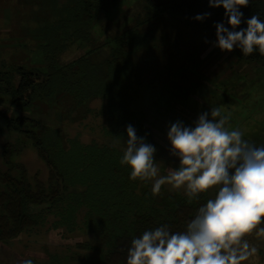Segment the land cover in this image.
Masks as SVG:
<instances>
[{"label":"trees","instance_id":"16d2710c","mask_svg":"<svg viewBox=\"0 0 264 264\" xmlns=\"http://www.w3.org/2000/svg\"><path fill=\"white\" fill-rule=\"evenodd\" d=\"M118 2L73 0L63 18L37 31L43 41L45 69L16 67V85L14 77H0V94H5L14 108L28 107L39 99L49 109L66 97L67 104L71 100V107L76 109L86 101L100 99L99 114L103 124L111 127L109 133L113 137L87 143L79 133L68 137L60 135V124L45 114L29 116L21 112L6 117L0 112L7 131L21 136L17 142H0V243L11 242L37 228L52 215L54 229L91 236V240L76 244L87 253L66 257L75 258L74 264H126L127 249L133 238L163 224L172 231H183L198 207L210 198L205 192L189 200L186 192L166 186L153 194L149 182L131 179L130 169L120 163L127 125H133L137 135L145 136L151 143L148 112L133 111V96L128 88L131 62L136 52L145 46L146 34L137 28L125 31L116 38L104 62H93L88 57L93 50L68 64L57 62V54L69 43L90 42V32L97 19L108 14ZM143 2L147 12H168L184 23L200 26L214 39V24L225 19V10L209 7L208 0ZM241 11L244 16L237 30L246 27L243 20L252 15L264 19V0H250ZM204 13L210 16L203 21L193 19ZM232 52L240 59L264 64V55L258 51L247 56L236 48ZM2 65L5 67L6 63ZM58 91L61 93L56 96ZM27 146L44 162L47 181L30 177L20 161ZM160 170L166 174L163 166ZM44 205L47 208H43ZM59 260L63 263L64 257L57 256L54 261Z\"/></svg>","mask_w":264,"mask_h":264},{"label":"rangeland","instance_id":"374dc122","mask_svg":"<svg viewBox=\"0 0 264 264\" xmlns=\"http://www.w3.org/2000/svg\"><path fill=\"white\" fill-rule=\"evenodd\" d=\"M72 1L0 0V77H14L16 85V67L41 66L45 69L43 41L37 31L63 18ZM132 28H137L148 38L145 46L133 56L128 88L133 96V111L148 112L151 144L156 148L157 161L166 168L179 164L178 159L169 154L168 125L177 120L186 126L192 125L199 114L217 106L229 115L231 130L238 128L250 143L264 146V64L240 59L232 51H221L214 46L215 39L196 24L184 23L168 12H147L143 0H119L108 14L97 19L90 32V42L69 43L57 54V62L68 64L89 50H93L88 55L93 62H104L116 38ZM60 93L58 91L56 96ZM65 99L56 101L49 109L39 99L28 107L14 108L2 93L0 100L8 104L0 102V112L6 117H14L21 112L29 116L45 114L60 124V135L68 137L79 133L87 143L113 138L109 133L111 127L103 124L99 114L100 99L86 101L76 109L71 107V100L67 104ZM0 129L1 143L7 140L17 142L21 138L7 131L2 117ZM123 145L125 150V142ZM20 161L30 177L47 181L48 170L33 148L27 146ZM165 167L163 172L167 174ZM149 184L152 189V183ZM163 186L185 192L183 188H173L169 184ZM207 193L212 198L215 189H209ZM44 207L47 208L46 205ZM53 221L54 216L49 215L47 221L37 228L11 242L0 243V264H18L29 258L34 264H74L75 258L66 257L87 253L76 244L91 240L90 235H72L62 228L54 229ZM247 239L259 251L244 264H264V237L253 233ZM57 256L64 257L63 263L54 261Z\"/></svg>","mask_w":264,"mask_h":264},{"label":"clouds","instance_id":"9594fccd","mask_svg":"<svg viewBox=\"0 0 264 264\" xmlns=\"http://www.w3.org/2000/svg\"><path fill=\"white\" fill-rule=\"evenodd\" d=\"M209 7H222L225 19L215 23L214 46L221 51L239 49L247 56L264 55V19L252 15L243 20L242 7L250 0H208ZM210 13L197 14L203 21ZM228 25V26H226ZM230 117L222 107L202 112L192 125L177 120L167 126L169 154L176 167H165L155 159L156 148L138 136L129 124L120 163L130 169L131 179L152 183L153 194L165 184L183 188L189 200L215 189L201 204L183 231L167 224L145 230L133 238L126 264H244L258 255V247L247 237H264V146L244 138L240 129L229 128ZM166 168L161 175L160 166ZM18 264H34L23 259Z\"/></svg>","mask_w":264,"mask_h":264}]
</instances>
